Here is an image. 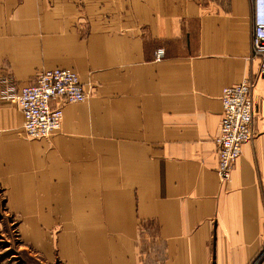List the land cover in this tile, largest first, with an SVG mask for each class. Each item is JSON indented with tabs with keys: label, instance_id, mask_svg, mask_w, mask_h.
Here are the masks:
<instances>
[{
	"label": "crops",
	"instance_id": "0c3cea01",
	"mask_svg": "<svg viewBox=\"0 0 264 264\" xmlns=\"http://www.w3.org/2000/svg\"><path fill=\"white\" fill-rule=\"evenodd\" d=\"M252 27L251 0H0V184L29 235L57 225L63 264H264ZM56 67L87 97L63 106L57 132L28 138L3 82ZM246 78L254 136L223 182L220 96Z\"/></svg>",
	"mask_w": 264,
	"mask_h": 264
},
{
	"label": "built area",
	"instance_id": "2783aa9c",
	"mask_svg": "<svg viewBox=\"0 0 264 264\" xmlns=\"http://www.w3.org/2000/svg\"><path fill=\"white\" fill-rule=\"evenodd\" d=\"M253 27L251 57L258 61V74L264 78V0H251ZM164 56V49L155 52V60ZM3 97L19 107L23 116V130L28 138H45L60 128L62 108L67 103L83 102L87 94L77 73L69 68L41 71L31 84L16 86L3 82ZM255 80L222 89L221 124L215 137L217 173L221 181H228L231 168L240 155L241 146L253 139V89Z\"/></svg>",
	"mask_w": 264,
	"mask_h": 264
},
{
	"label": "rangeland",
	"instance_id": "374dc122",
	"mask_svg": "<svg viewBox=\"0 0 264 264\" xmlns=\"http://www.w3.org/2000/svg\"><path fill=\"white\" fill-rule=\"evenodd\" d=\"M4 188L0 184V264H63L54 244L58 226L36 224L31 233L34 237L29 235L26 210L9 207ZM45 239L48 249L43 246Z\"/></svg>",
	"mask_w": 264,
	"mask_h": 264
},
{
	"label": "bare ground",
	"instance_id": "6f19581e",
	"mask_svg": "<svg viewBox=\"0 0 264 264\" xmlns=\"http://www.w3.org/2000/svg\"><path fill=\"white\" fill-rule=\"evenodd\" d=\"M241 153V152H240Z\"/></svg>",
	"mask_w": 264,
	"mask_h": 264
}]
</instances>
